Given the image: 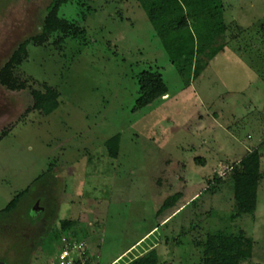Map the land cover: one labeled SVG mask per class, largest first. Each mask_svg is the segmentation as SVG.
I'll return each mask as SVG.
<instances>
[{"label":"rangeland","instance_id":"1","mask_svg":"<svg viewBox=\"0 0 264 264\" xmlns=\"http://www.w3.org/2000/svg\"><path fill=\"white\" fill-rule=\"evenodd\" d=\"M52 2L0 0V72L29 41L0 82V211L27 191L0 216V261L54 258L48 223L27 219L56 207L52 228L74 221L69 233L87 241L94 264H125L151 244L157 264H201L207 234L238 231L252 241L248 264H264V0L219 1L222 36L198 56L224 48L197 78L194 64L189 75L177 71L133 0H70L57 16L73 35L31 41ZM145 71L168 94L137 109ZM46 89L57 93L49 115L35 108ZM116 136L113 159L106 143ZM256 149L254 212L231 221L233 167ZM168 199L174 207L158 213Z\"/></svg>","mask_w":264,"mask_h":264},{"label":"trees","instance_id":"2","mask_svg":"<svg viewBox=\"0 0 264 264\" xmlns=\"http://www.w3.org/2000/svg\"><path fill=\"white\" fill-rule=\"evenodd\" d=\"M70 0H53L48 8L40 35L31 41L42 44L54 34L73 35L72 27L63 20L59 19L57 12L59 8L67 4ZM147 13L162 47L167 51L170 61L180 74L189 75L192 64L193 78H197L204 71L208 62L223 50L224 44L219 43L220 47L212 49L207 55V59L202 61L198 55L204 53L211 43L218 42L222 36L224 27L221 17L217 14L220 0H133ZM216 41V42H215ZM29 41L24 42L13 54L7 65L0 72V82L6 86L11 80L12 67L20 63L25 47ZM194 62V63H193ZM139 97L135 107L142 109L153 103L158 98L166 96L168 89L161 80V77L152 72H142L139 77ZM188 83V82H187ZM36 95L35 108L44 115L53 113L58 108L57 93L51 89H46L44 94ZM111 158L116 159L119 152L118 137L110 139L106 143ZM260 154L258 150H252L237 166L233 167L231 180L234 191V207L230 215V220L234 221L244 215L252 214L256 206L259 173ZM217 181V180H216ZM219 183V180L217 181ZM215 183V182H214ZM209 189H206L208 191ZM24 191L8 206L0 211V216L11 215L18 203V198L24 196ZM179 194L173 196L178 200ZM172 198V197H171ZM170 198V199H171ZM199 196L192 200L186 207L197 202ZM163 202L160 210L174 207V203L169 200ZM180 211V212H181ZM176 216V215H175ZM174 216V217H175ZM172 217V218H174ZM171 218V219H172ZM30 219V218H29ZM170 219V220H171ZM166 221L162 226L167 224ZM191 222L190 228L196 226ZM74 227V221L62 220L59 227L48 234L54 235L59 239L67 235ZM156 229V228H155ZM58 232H60L58 234ZM151 237V236H150ZM151 244L152 249L142 255L136 256L125 264H157V254ZM202 261L201 264H248L251 258L252 241L245 237L242 231L233 234H207L205 242L201 244Z\"/></svg>","mask_w":264,"mask_h":264},{"label":"built area","instance_id":"3","mask_svg":"<svg viewBox=\"0 0 264 264\" xmlns=\"http://www.w3.org/2000/svg\"><path fill=\"white\" fill-rule=\"evenodd\" d=\"M58 243V252L46 264H94L87 241L77 234L63 235Z\"/></svg>","mask_w":264,"mask_h":264},{"label":"flooded vegetation","instance_id":"4","mask_svg":"<svg viewBox=\"0 0 264 264\" xmlns=\"http://www.w3.org/2000/svg\"><path fill=\"white\" fill-rule=\"evenodd\" d=\"M36 202V201H35ZM34 202V203H35ZM34 203H33V205H34ZM32 205V206H33ZM39 205L40 204H37V208L36 209H39L38 207H39ZM35 207V206H34ZM58 209H60V208H58ZM58 209H56V207H55V209H54V211L52 212V213H49L48 211H45V210H41V213H40V215H39V218H37L36 220H33L31 217H29L28 216V219H27V221H29V224H34V223H36L37 221H39V220H41V219H44L47 223H48V227H47V229H46V231H45V233L44 234H48L49 232H51L53 229H54V227L52 228V221L54 220V216L55 217H57L58 218V213H59V210ZM30 218V219H29ZM10 219V218H9ZM8 220V219H7ZM7 220L6 221H4V223L5 222H7ZM1 225H2V223H0ZM30 226V225H29ZM33 244H35V242H33ZM2 262V261H1ZM24 264V263H23ZM26 264V263H25Z\"/></svg>","mask_w":264,"mask_h":264},{"label":"crops","instance_id":"5","mask_svg":"<svg viewBox=\"0 0 264 264\" xmlns=\"http://www.w3.org/2000/svg\"><path fill=\"white\" fill-rule=\"evenodd\" d=\"M250 152H251V151H249L248 153H250ZM181 207H183V206H181ZM152 231H153V230H151L148 234H150ZM148 234H147V235H148ZM137 243H138V242H137ZM137 243H136V244H137ZM132 247H133V246H132ZM123 255H124V254H123ZM121 256H122V255H121ZM121 256H119L117 259H119ZM113 262H114V261H113ZM113 262H112V263H113ZM112 263H111V264H112Z\"/></svg>","mask_w":264,"mask_h":264},{"label":"water","instance_id":"6","mask_svg":"<svg viewBox=\"0 0 264 264\" xmlns=\"http://www.w3.org/2000/svg\"><path fill=\"white\" fill-rule=\"evenodd\" d=\"M34 208H35V209L37 208V204L35 205ZM0 264H6V263L0 261Z\"/></svg>","mask_w":264,"mask_h":264}]
</instances>
